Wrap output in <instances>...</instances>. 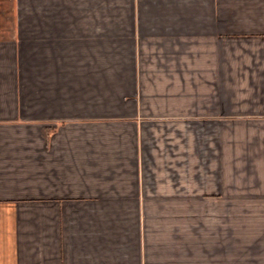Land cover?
<instances>
[{"label": "crops", "instance_id": "1", "mask_svg": "<svg viewBox=\"0 0 264 264\" xmlns=\"http://www.w3.org/2000/svg\"><path fill=\"white\" fill-rule=\"evenodd\" d=\"M0 264H264V0H0Z\"/></svg>", "mask_w": 264, "mask_h": 264}]
</instances>
